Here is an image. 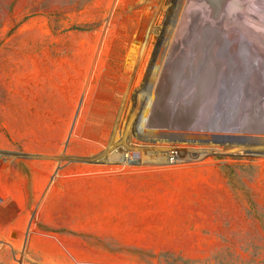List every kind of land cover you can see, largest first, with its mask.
Returning a JSON list of instances; mask_svg holds the SVG:
<instances>
[{
	"label": "rangeland",
	"instance_id": "rangeland-1",
	"mask_svg": "<svg viewBox=\"0 0 264 264\" xmlns=\"http://www.w3.org/2000/svg\"><path fill=\"white\" fill-rule=\"evenodd\" d=\"M183 2L0 0V178L44 160V232L0 189V264L36 263L40 233L44 264H264V0H213L176 43ZM43 83L44 114H15ZM16 123L44 126V152ZM128 174L154 180L132 202Z\"/></svg>",
	"mask_w": 264,
	"mask_h": 264
},
{
	"label": "crops",
	"instance_id": "crops-1",
	"mask_svg": "<svg viewBox=\"0 0 264 264\" xmlns=\"http://www.w3.org/2000/svg\"><path fill=\"white\" fill-rule=\"evenodd\" d=\"M80 85L78 84V90ZM36 94L30 93L27 84L15 91V99L10 102L14 113L28 115L30 113L44 114V83ZM112 105V99L105 102V109ZM107 113V110L105 111ZM111 124V122L109 123ZM105 125V130H107ZM10 139L23 145H31L44 152V126L33 124L29 126H17V123L9 128ZM153 176V175H152ZM146 177H139L133 174L123 176L122 183L126 186L127 202H132V197L140 199L139 195L144 187L154 184V180ZM135 187V189H133ZM3 188L9 195V200L16 205V210L25 212H36L33 222L36 219L41 232H44V160H17L5 169L4 176L0 178V189ZM6 224V223H4ZM0 222V226H1ZM6 226V225H5ZM31 258L34 264H44V258L50 257V252L59 253V247L54 244L44 246V233L36 234L30 242ZM74 254L78 258L93 259L98 255L96 249H88L82 245L72 246ZM95 250V251H94Z\"/></svg>",
	"mask_w": 264,
	"mask_h": 264
},
{
	"label": "water",
	"instance_id": "water-1",
	"mask_svg": "<svg viewBox=\"0 0 264 264\" xmlns=\"http://www.w3.org/2000/svg\"><path fill=\"white\" fill-rule=\"evenodd\" d=\"M211 3L213 0H187L175 33L176 43L177 41L193 42L198 37L201 27L206 23L204 11ZM134 157H139V153L135 152Z\"/></svg>",
	"mask_w": 264,
	"mask_h": 264
},
{
	"label": "bare ground",
	"instance_id": "bare-ground-1",
	"mask_svg": "<svg viewBox=\"0 0 264 264\" xmlns=\"http://www.w3.org/2000/svg\"><path fill=\"white\" fill-rule=\"evenodd\" d=\"M171 1H172V0H171ZM173 1H174V0H173ZM181 4H182V7L180 8V11H181V12H180V14H179V16H178L179 18H180V15H181V13H182V11H183L185 5H186V1L184 0V2L181 3ZM175 6H176V0H175V3L173 4L172 7L174 8ZM175 21H176V20H175ZM176 25H177V22H175V26H176ZM175 26H174V29H173L174 34H175V32H176V29H177ZM167 27H168V26H167ZM167 27H165V31H164V27H163V30H162V31H161V30L158 31V33H160V35L162 36V38H161V42L163 41V38H164V36L166 35ZM171 30H172V29H171ZM172 33H173V32H172ZM166 36H167V35H166ZM172 36L174 37V35H172ZM173 37H172V39H170V37H169V39H170V40H173ZM165 39H166V37H165ZM169 39H168V41L166 42V45H168V46L165 47V48H163V51L165 52V54L167 53V51H168V49H169V46H170V43H171V42H169ZM162 44H164V43L162 42L161 44H159V46H156V48H159ZM162 47H163V46H162ZM162 47H161V48H162ZM166 48H167V49H166ZM156 50H157V49H156ZM159 50H160V49H159ZM161 51H162V50H161ZM158 52H159V51H158ZM160 53H161V52H160ZM162 54H163V53H162ZM162 54H161V57H159L160 54L158 55V57H159L160 59H162ZM165 54H164L163 60H160V62H159V60L157 59L158 62H159V63H158L159 66H161V65L163 64V61H164V59H165V57H166ZM157 60H156V61H157ZM158 65H157V67H159ZM166 134H167V133H166ZM191 134H194V133H186L185 135L188 136V135H191ZM196 134H197V133H196ZM167 135H168V134H167ZM180 135H183V134H180ZM215 136H216V135H215ZM167 137H168V136H167ZM168 138H175V137L171 135V136L168 137ZM176 138H177V137H176ZM218 138H219V137H218ZM166 148H167V147H166ZM171 149H172V148H171ZM168 159H169V158H168ZM129 161H130V159H129ZM137 162H138V161H137Z\"/></svg>",
	"mask_w": 264,
	"mask_h": 264
},
{
	"label": "built area",
	"instance_id": "built-area-1",
	"mask_svg": "<svg viewBox=\"0 0 264 264\" xmlns=\"http://www.w3.org/2000/svg\"><path fill=\"white\" fill-rule=\"evenodd\" d=\"M176 154H178V151L176 150H171L170 151V161L173 163L174 161L176 162L177 160V156Z\"/></svg>",
	"mask_w": 264,
	"mask_h": 264
}]
</instances>
